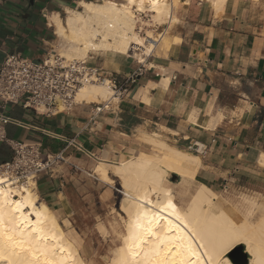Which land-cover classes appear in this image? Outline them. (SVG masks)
Instances as JSON below:
<instances>
[{"label":"crops","instance_id":"crops-1","mask_svg":"<svg viewBox=\"0 0 264 264\" xmlns=\"http://www.w3.org/2000/svg\"><path fill=\"white\" fill-rule=\"evenodd\" d=\"M81 1L97 0H0V63L12 53L45 58L57 37L49 17L63 18ZM175 2V22L144 62L117 53L87 58L89 66L120 81L144 68L114 111L93 119L92 106L79 103L71 113L45 117L8 106L4 114L18 124L3 131L10 141L39 142L44 153L66 150L74 166L100 161L96 173L104 181L99 166L109 177L107 165L116 164L122 188L118 167L134 153L150 152L152 143H167L200 157L193 183L239 213L243 197L264 200V0ZM196 144L204 154L195 152ZM12 156L11 147L0 143V164ZM61 177L44 173L36 184L41 202L57 215L68 201Z\"/></svg>","mask_w":264,"mask_h":264},{"label":"bare ground","instance_id":"bare-ground-1","mask_svg":"<svg viewBox=\"0 0 264 264\" xmlns=\"http://www.w3.org/2000/svg\"><path fill=\"white\" fill-rule=\"evenodd\" d=\"M79 6L86 13L68 9L65 19L59 13L49 17L59 54L68 61L117 53L144 62L165 32L156 37L149 31L143 38L136 31L142 20L138 16L148 10L161 28L174 20L172 0L81 1ZM109 94L107 100L113 96L108 87L89 84L80 89L76 102L102 103ZM159 145V155L134 153L117 169L127 220L121 245L107 264H233L228 254L240 245L246 247L249 264H264V207L252 202L245 206L246 214L234 213L204 185L186 207L179 205L166 177L177 174L181 182H190L201 158ZM97 172L110 180L104 165ZM0 264H88L59 218L41 202L35 181L15 185L0 180Z\"/></svg>","mask_w":264,"mask_h":264},{"label":"built area","instance_id":"built-area-1","mask_svg":"<svg viewBox=\"0 0 264 264\" xmlns=\"http://www.w3.org/2000/svg\"><path fill=\"white\" fill-rule=\"evenodd\" d=\"M143 67L123 81L98 67L89 66L86 60L68 61L51 48L45 58L38 60L21 53L7 54L0 63V143L11 147L12 158L0 164V180L15 185L38 183L41 174H52L59 166L71 165L65 151L44 153L42 145L33 141H10L4 134L6 124H18L4 114L8 106H22L38 116L50 117L67 114L80 105L76 96L89 84L108 87L113 96L102 103L90 104L93 119L114 111L130 92ZM198 144L197 154H204ZM79 151L83 148L79 147Z\"/></svg>","mask_w":264,"mask_h":264},{"label":"rangeland","instance_id":"rangeland-1","mask_svg":"<svg viewBox=\"0 0 264 264\" xmlns=\"http://www.w3.org/2000/svg\"><path fill=\"white\" fill-rule=\"evenodd\" d=\"M102 1L103 0H97L95 2ZM112 1L124 3V0ZM172 3L175 8V0H172ZM74 10L86 13V11L81 7L78 9L75 8ZM152 15L153 14L151 12L146 10L143 14L138 16L140 18L137 20H142H139L141 22L137 24L136 31L139 32L143 38L148 36L149 31H154V34H152L154 36L157 35L156 37H158L162 32H166L167 25H169L167 23L168 20H165V23L167 24L161 28L160 25L154 23L155 21ZM66 17L67 13L63 16V19ZM174 20L173 22H175ZM140 29L142 30L140 31ZM55 40L56 42L53 49L55 51L57 50L56 52L59 54L61 50L58 48V38L56 37ZM97 54L91 53L90 56H96ZM110 75L116 76L115 74ZM109 97L110 94L108 97L102 99L101 102L107 100ZM152 144V150L144 153L159 155L161 153V146L156 142ZM158 147L160 148L158 149ZM100 163V161L87 160L80 166L77 165L75 168L71 165L59 166L55 168L52 174H50L62 176V180H65L64 190L68 196V201L65 204V213L63 215H55L59 218L60 224L68 234V237L72 240L69 236L71 235L78 239L82 248L85 250V252L79 251V253L88 264H107V261L114 258L113 249L121 245L120 234L125 231V221L127 220V215L122 210L124 188H122L121 181L113 174L114 165L116 164L107 165L110 170V180L104 181L96 173V168ZM174 175L178 177L177 181L173 180ZM187 182H181V179L177 174H171L166 177L165 180V185L174 190L175 201L183 207L188 205L191 196L199 189V187L195 185L196 183H193V179L190 180V182ZM252 202L256 204L259 203L260 209L261 207H264V200L243 197L239 204V212L246 214L248 208L250 207L249 203ZM245 206L249 207L246 208ZM65 220L68 221V223H66L68 224L67 226L64 225ZM253 220L254 219L251 221Z\"/></svg>","mask_w":264,"mask_h":264},{"label":"water","instance_id":"water-1","mask_svg":"<svg viewBox=\"0 0 264 264\" xmlns=\"http://www.w3.org/2000/svg\"><path fill=\"white\" fill-rule=\"evenodd\" d=\"M36 1L37 0H30V3L34 5ZM173 180L177 181L178 177L174 175ZM228 258L233 264H249V255L245 251L244 245L235 248L230 254H228Z\"/></svg>","mask_w":264,"mask_h":264},{"label":"snow or ice","instance_id":"snow-or-ice-1","mask_svg":"<svg viewBox=\"0 0 264 264\" xmlns=\"http://www.w3.org/2000/svg\"><path fill=\"white\" fill-rule=\"evenodd\" d=\"M133 248H135V245H133ZM132 255H133V256L136 255L135 251L132 252ZM125 264H126V262H125Z\"/></svg>","mask_w":264,"mask_h":264}]
</instances>
